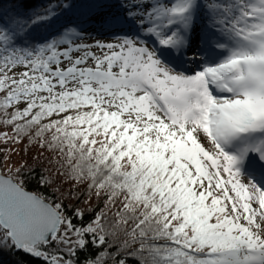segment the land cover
Instances as JSON below:
<instances>
[{
	"label": "snow or ice",
	"instance_id": "6c2138e0",
	"mask_svg": "<svg viewBox=\"0 0 264 264\" xmlns=\"http://www.w3.org/2000/svg\"><path fill=\"white\" fill-rule=\"evenodd\" d=\"M6 255L264 264V0H0Z\"/></svg>",
	"mask_w": 264,
	"mask_h": 264
},
{
	"label": "trees",
	"instance_id": "16d2710c",
	"mask_svg": "<svg viewBox=\"0 0 264 264\" xmlns=\"http://www.w3.org/2000/svg\"><path fill=\"white\" fill-rule=\"evenodd\" d=\"M93 35H96V34L94 33ZM0 259H2L3 264H15L17 257L6 255Z\"/></svg>",
	"mask_w": 264,
	"mask_h": 264
},
{
	"label": "rangeland",
	"instance_id": "374dc122",
	"mask_svg": "<svg viewBox=\"0 0 264 264\" xmlns=\"http://www.w3.org/2000/svg\"><path fill=\"white\" fill-rule=\"evenodd\" d=\"M96 36L97 39H109L108 37H103V36H98V35H94Z\"/></svg>",
	"mask_w": 264,
	"mask_h": 264
}]
</instances>
